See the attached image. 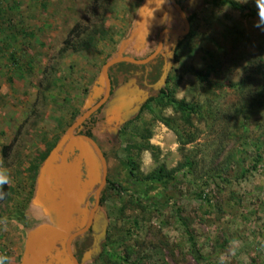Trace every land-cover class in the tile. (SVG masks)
Listing matches in <instances>:
<instances>
[{"label": "rangeland", "instance_id": "374dc122", "mask_svg": "<svg viewBox=\"0 0 264 264\" xmlns=\"http://www.w3.org/2000/svg\"><path fill=\"white\" fill-rule=\"evenodd\" d=\"M114 1L106 23L112 38L100 40L92 51L62 55L68 33L91 13L95 0H0V170L9 177V183L0 186V257H6L5 264H21L27 230L36 224L31 214L45 162L36 182L30 168L48 144L56 146L66 136L71 123L87 107L103 66L122 44L126 47L136 31L145 0ZM180 1L192 8L193 0ZM233 1L245 8L198 6L188 35L179 41L174 58L168 59L171 68L167 79L172 74L182 75L176 97L204 105L206 120L198 121V115L193 125H188L172 107H162L155 101L142 115L138 112L118 122L117 130L96 134L107 157L108 180L120 185L123 194L104 189L98 223L105 217L107 236L90 264H116V255H122L121 264H264V148L253 169L257 155L253 143L259 137V126L264 125V111L252 112L250 119L237 121L245 125L239 123L230 135L232 163L223 179L217 177L207 184L203 169L215 147L207 105L226 106L232 98V85L243 77L241 67L230 65L234 39L244 36L240 47L250 52L254 49L252 43L264 35V26H257L262 24L264 4L259 8L257 0ZM165 5H169L167 1ZM255 10L258 12L254 15ZM172 21H163L155 33L148 31V25L142 28L143 33L139 28L142 37L136 38V49L150 39L153 43L148 50L156 49L159 32L174 24ZM177 22L182 27L179 18ZM212 65L219 70L211 74L210 83H201L191 71H206ZM131 74L129 79L119 76L122 90L101 112L100 116L106 117L103 126L115 121L116 114L121 117L129 111L144 92H149L148 100L158 95V90L143 85L139 70ZM163 118H170L171 125ZM144 125L152 128L150 144L154 149L139 152L134 131H141ZM254 131L257 137L249 135ZM194 134L191 143H182ZM247 138L252 141L243 145ZM182 151L197 156L198 167L193 174L181 172L164 187L156 183L149 193L141 192L124 164L133 157L144 174L161 165L172 169L184 161ZM78 156L83 160L84 173L89 172L91 167L84 155ZM53 163L60 165L57 158ZM249 168L252 170L243 175L242 170ZM99 171L90 190L88 210L93 207L101 181ZM201 187L208 189L213 206L198 197ZM185 223L194 229L195 249ZM108 236L113 243L105 248ZM54 262L53 258L47 264Z\"/></svg>", "mask_w": 264, "mask_h": 264}, {"label": "water", "instance_id": "95a60500", "mask_svg": "<svg viewBox=\"0 0 264 264\" xmlns=\"http://www.w3.org/2000/svg\"><path fill=\"white\" fill-rule=\"evenodd\" d=\"M165 1L169 5H165ZM201 5H203V0H193L192 8L183 7L178 0H145L139 20L136 23V31L133 33L130 42L125 44L126 47L122 44L120 50L105 63L99 80L87 99V107L70 125L66 136L54 147L40 170L36 202H40L47 208L51 219L47 220L48 222H43L37 229L28 232L21 264H47L53 258L54 264H85L86 260L91 261L100 253L101 243L107 236L108 225L105 217L101 218V224L98 223L101 198L108 184V162L95 137L78 134L77 131L98 110L102 107L105 108L117 92L122 90L121 87L115 91V94H112L109 70L113 66L120 63L147 65L159 56H163L165 64L161 79L156 85L147 86L158 90L166 84L176 47L179 41L186 37L190 31L191 22L188 16ZM177 17L182 22V27L177 24ZM166 20H173L174 24L159 32L156 49L148 50V47L152 46L150 45L151 42L153 43L151 39L144 45H138L136 49L137 44L134 45V42L137 41V37H142L139 34V28L144 30L145 25H148L150 27L148 31L155 33L156 27L162 25L163 21ZM151 37H154L153 34ZM148 51L150 54L146 53ZM169 58L171 59L170 62ZM102 94L103 96H101ZM149 96V92H144L132 104L129 111L122 114L121 117L116 114V117L113 118L115 121H110L109 126H103L104 122L99 123L95 129V136L98 132L117 130L118 122H124L125 119H129V117L140 112ZM116 112L113 109V113ZM81 154L84 155L87 164H90L91 167L87 173H84L83 160L78 156ZM56 158L60 161L59 167L53 163ZM97 165L101 169V181L95 191L93 207L88 210L91 199L90 190L100 172ZM90 229L93 230V244L85 253L83 263H80L76 256L75 243L83 238ZM54 252L57 254L53 255Z\"/></svg>", "mask_w": 264, "mask_h": 264}, {"label": "trees", "instance_id": "16d2710c", "mask_svg": "<svg viewBox=\"0 0 264 264\" xmlns=\"http://www.w3.org/2000/svg\"><path fill=\"white\" fill-rule=\"evenodd\" d=\"M114 0H95L93 10L89 15H87L80 23H77L73 29L68 33L67 38L64 41V44L61 49V54L65 55L68 52L72 51L73 53H82L92 51L97 47V44L100 40L112 38L111 31L107 27L108 15L110 13L111 7L114 5ZM178 2L183 6L180 0ZM212 5L215 7L229 5L234 8L244 9L245 7L233 0H203V6ZM184 7V6H183ZM258 10L252 12L256 14ZM196 13H192L188 16L190 22L195 18ZM241 37L239 36L234 39L233 48L230 50V65L241 67L243 71V77L239 83L232 85L234 91L232 98L226 106H221L213 104L211 102L207 105V112L212 117V121L209 124L211 130H215V147H213L211 160L208 163L203 165V169L207 173V184L210 180L216 181L217 177H222L223 173L227 171L228 166L232 163V153L228 151V144L230 143L233 133H235V127L239 123L237 122L245 121L250 119V115L255 113V111H264V35L258 38L257 43H252L254 49L250 52L248 50L242 49L240 47ZM246 42L249 41L248 38H245ZM165 60L163 56H159L154 61L150 62L147 65H135L131 63H120L109 70V75L112 82V94H115V91L119 90L123 83H118L119 76H123L125 79H129L133 71H140L142 73L141 79L143 80L144 86H153L156 85L162 77L163 67ZM216 65L210 66L206 71L193 68L191 71L193 75L201 83H210V76L212 73L218 71ZM182 75L172 74L170 78L167 79L166 85L158 89L159 93L155 97H151L147 103L141 108L138 116L142 115L143 111L146 108H149L151 103L157 102L161 104L162 107H172L177 114L180 115L181 120L188 125H193L194 117L200 115L201 117L198 121L206 120L203 113L205 112V106L199 103H194L187 101L185 99H178L176 97L177 89L179 87L180 80ZM232 87V88H233ZM102 107L98 110L89 120H87L81 127L78 129V134H85L90 137H95V129L98 127L99 123L105 122V117L100 116L103 111ZM204 108V110H203ZM253 112V113H252ZM252 113V114H250ZM206 114V113H205ZM80 116V115H79ZM78 118V117H77ZM76 118V119H77ZM75 119V120H76ZM138 119V118H137ZM164 119V118H163ZM74 120V121H75ZM139 120V119H138ZM167 125H171V119H164ZM72 124V123H71ZM259 137L255 135V131L251 132L249 135L252 137H257V142L253 143L257 149V155L255 157V164L253 169H256V164L259 162L262 155V149L264 148V125H260L258 128ZM134 133L138 136L136 139L135 148L139 152L151 149L154 147L150 144V139L152 138L153 131L150 126L144 125L142 130L136 129ZM196 135H192L188 139L182 141L185 145L186 142L191 143ZM247 141H252L250 139H245L242 143L243 145L247 144ZM55 144H48L41 152L38 158V161L33 164L30 168L33 175V179L36 182L39 174V170L42 167V164L47 160L52 150L54 149ZM4 149H7L6 147ZM158 153L159 150H156ZM184 161L179 163L177 167L169 169L166 165H161L157 167L152 172L144 174L140 171L139 165L136 160L131 157L125 161V165L129 168L131 177L134 179L135 184L143 193H149L154 189L156 183L165 185L170 184L173 179H175L179 174H193V172L198 167V162L196 160L197 156L195 154H189L183 152ZM252 169H243L242 174L245 175L247 172H250ZM223 179V178H221ZM210 185V183H209ZM216 189L219 191L218 185ZM206 185L205 187H207ZM106 191L109 189L116 190L118 194H123V189L115 182L108 180L106 186ZM4 189L6 187L4 186ZM208 189L201 187L198 192V197L207 202L211 207L213 206L210 193H206ZM220 192V191H219ZM170 198V201L174 200ZM101 202L105 200V190L101 198ZM145 205V204H144ZM140 206H142L140 204ZM146 206V205H145ZM144 207V206H143ZM136 221V220H135ZM41 224H35L27 230V235L29 231L37 229ZM186 234L188 235L189 241L192 245V248H197V243L194 240V229L189 223H185ZM109 232V231H108ZM111 237L108 236V243L106 242L104 246L110 245L109 241ZM91 238H87L83 243L78 244L77 258L80 263H83L84 255L87 252V249L90 245ZM105 246V248H106ZM116 264H121L122 255H116ZM111 259V258H110ZM86 260V259H85ZM211 263V262H210ZM208 263V264H210ZM85 264H90V260H86Z\"/></svg>", "mask_w": 264, "mask_h": 264}, {"label": "clouds", "instance_id": "9594fccd", "mask_svg": "<svg viewBox=\"0 0 264 264\" xmlns=\"http://www.w3.org/2000/svg\"><path fill=\"white\" fill-rule=\"evenodd\" d=\"M261 4H264V0H257V5L260 8ZM262 24L257 25L258 27L264 26V15H260ZM9 183V177L5 170H0V186ZM31 219L39 224H43L45 220H50L51 216L46 207L40 202H36L32 208ZM6 257H0V264H5ZM223 258H221V261Z\"/></svg>", "mask_w": 264, "mask_h": 264}, {"label": "flooded vegetation", "instance_id": "af4514ba", "mask_svg": "<svg viewBox=\"0 0 264 264\" xmlns=\"http://www.w3.org/2000/svg\"><path fill=\"white\" fill-rule=\"evenodd\" d=\"M92 233H93V230L92 229H90L85 235H84V237L83 238H81L80 240H77V242L75 243V245H76V248H77V252H78V244H81V243H83L84 242V240H86L87 238H91L92 239V242H90V245H89V247H88V249H87V251L91 248V246H92V244H93V237L92 236H90V235H92ZM77 252H76V256H77Z\"/></svg>", "mask_w": 264, "mask_h": 264}]
</instances>
